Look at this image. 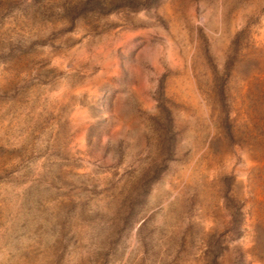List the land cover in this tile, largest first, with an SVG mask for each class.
Listing matches in <instances>:
<instances>
[{
  "label": "rangeland",
  "instance_id": "374dc122",
  "mask_svg": "<svg viewBox=\"0 0 264 264\" xmlns=\"http://www.w3.org/2000/svg\"><path fill=\"white\" fill-rule=\"evenodd\" d=\"M0 264H264V0H0Z\"/></svg>",
  "mask_w": 264,
  "mask_h": 264
},
{
  "label": "trees",
  "instance_id": "16d2710c",
  "mask_svg": "<svg viewBox=\"0 0 264 264\" xmlns=\"http://www.w3.org/2000/svg\"><path fill=\"white\" fill-rule=\"evenodd\" d=\"M101 2L100 1H97V4H100Z\"/></svg>",
  "mask_w": 264,
  "mask_h": 264
}]
</instances>
